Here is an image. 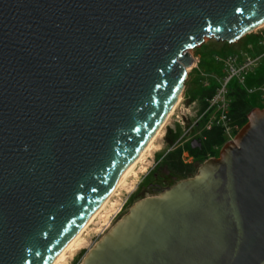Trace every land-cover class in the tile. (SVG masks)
Segmentation results:
<instances>
[{"label": "water", "instance_id": "obj_1", "mask_svg": "<svg viewBox=\"0 0 264 264\" xmlns=\"http://www.w3.org/2000/svg\"><path fill=\"white\" fill-rule=\"evenodd\" d=\"M263 23L264 0H0V264H51L166 121L190 50ZM80 264H264V107Z\"/></svg>", "mask_w": 264, "mask_h": 264}, {"label": "rangeland", "instance_id": "obj_2", "mask_svg": "<svg viewBox=\"0 0 264 264\" xmlns=\"http://www.w3.org/2000/svg\"><path fill=\"white\" fill-rule=\"evenodd\" d=\"M263 36L264 25L247 34L235 43L229 44L227 42L215 41L213 38L205 37L204 42L200 46L190 50L191 56H193L195 60L197 59V68L193 66L188 71V76L185 80V87L181 94V100L178 106L175 108L167 121H165L162 130L154 138L149 149L143 154V156H141L137 164L124 179L123 183L117 187V189H119L118 194L116 196H113L115 193L112 194L113 197L111 196L112 198L106 202L107 204L105 203L103 205V207L99 210L98 215L92 219L86 230L75 242L73 247L74 249L68 250L61 260L55 264H80L87 250L108 228H110L111 225L114 224L115 221L127 212L129 207L134 202L140 198L158 194L166 187L181 179L178 175L171 174L169 172L167 173L164 169L165 166L162 163V159L168 151H171L178 146H184V144H186V140H192L194 139L192 137L196 136L194 128L189 129V125H185V120L181 123L182 120H180V117L182 119L186 117L193 120V115L200 106V99L198 98V94H196V92L199 91L200 86H205L206 82H212V75L218 72L216 69L209 71L205 68V66L208 65L211 59L213 60L216 54L225 56L231 54V52H238L242 50H247L252 56L263 53L264 45L259 41L260 39H263ZM263 63L264 58L261 61V64ZM234 85H237L236 81L232 80L229 83V87H233ZM250 97L256 106L264 107V104L259 99L258 94H251ZM168 130H171V132L176 136L174 142L177 146L175 147L172 145L174 142L169 144L166 140V133ZM219 150L220 147L216 149L217 155ZM184 158L186 161H189L188 163H184L194 164V174L202 161L195 162L191 155L190 157L185 156ZM117 189H115L114 192H116ZM122 200H126L124 206L117 214L114 215L112 224L104 230L109 225L106 220L114 209H111V207L116 206L118 202H121ZM111 202H113V204L110 206ZM103 224L108 225L103 226ZM101 232L102 234H100Z\"/></svg>", "mask_w": 264, "mask_h": 264}, {"label": "built area", "instance_id": "obj_3", "mask_svg": "<svg viewBox=\"0 0 264 264\" xmlns=\"http://www.w3.org/2000/svg\"><path fill=\"white\" fill-rule=\"evenodd\" d=\"M259 41L261 44L264 45V36H263V39H260ZM263 58H264V52L261 54L252 56L249 54L247 50L231 52V54L225 55V56L221 54H216L214 56L213 62L219 67V72L214 73V75H212V79L216 83V88H215L213 95L210 98L206 99V105L203 109H201L200 106L198 107V110H196L195 114L193 115V120L188 119L186 117L182 119L180 117V120H182L181 123H183V120H185V125H189L188 126L189 129L194 128L196 136H193L192 138H201L203 136L202 134L204 130H208L212 126L219 125L223 127L225 142L233 140L235 134L240 129V127L232 124L228 118L229 83L232 80H235L236 83L241 88H243L247 94L249 95L254 94V93L258 94L259 99L264 104V80L252 86L246 85L247 76L251 72H253L256 67H258L261 64V61ZM193 66L197 68V59L195 60L194 57H193V63L188 68V71ZM209 83L210 82H206L205 86H208ZM189 141L190 140H186V143ZM172 145L173 147L177 146L175 142ZM185 156L190 157V154L188 153L187 150H184L181 158L183 162L188 163L189 161H186V159L184 158ZM118 190L119 189H117V191L115 192V194H113V196H116L118 194ZM112 193L113 191L111 192V194ZM125 202L126 200H122L121 202H118L116 206L111 207V209L114 208L113 209L114 212L112 213L113 216H112V219H110L109 225L104 230H106L112 224L114 215L117 214L122 209ZM112 204L113 202H111L110 206ZM102 232L100 234H102Z\"/></svg>", "mask_w": 264, "mask_h": 264}, {"label": "trees", "instance_id": "obj_4", "mask_svg": "<svg viewBox=\"0 0 264 264\" xmlns=\"http://www.w3.org/2000/svg\"><path fill=\"white\" fill-rule=\"evenodd\" d=\"M206 58V57H205ZM204 67V66H203ZM207 70H218L219 67L211 59L207 66ZM217 72V73H218ZM264 80V63L255 68L253 73H250L246 78V85L252 86L260 83ZM237 84V83H236ZM216 88L214 81L210 82L208 86H200V89L196 94L200 99V107L203 109L206 105V99L210 98ZM251 95L247 94L243 88L238 84L233 87H229V113L228 118L232 124L242 127L247 121V113L256 106L251 100ZM224 130L221 126H212L208 130L203 131V136L198 138L200 145L192 148L190 143L187 142L184 146H178L168 151L163 157V164L168 169V172L180 176V178H186L191 176L194 172V164H186L181 159L182 151L185 149L193 157L195 162L203 161L209 157L217 156L216 149L221 147L225 143ZM175 135L168 130L166 133V140L169 144L175 141Z\"/></svg>", "mask_w": 264, "mask_h": 264}, {"label": "bare ground", "instance_id": "obj_5", "mask_svg": "<svg viewBox=\"0 0 264 264\" xmlns=\"http://www.w3.org/2000/svg\"><path fill=\"white\" fill-rule=\"evenodd\" d=\"M263 24H261L260 26H263ZM181 98L179 97V99L174 103L167 119L171 116V114L173 113V111L175 110V108L178 106L179 102H180ZM166 119V121H167ZM165 123V122H164ZM163 123V125H164ZM163 125L160 127V129L157 131V133L151 137L150 141L147 143V145L145 146V148L141 151V153L137 156V158H135L130 164L129 166L124 170V172L122 173L120 179L117 182V186L115 189H117V187L123 183L124 179L127 177V175L130 173V171L133 169V167L137 164V162L139 161V159L141 158V156H143V154L149 149V147L151 146V143L153 142L154 138L157 136V134L162 130ZM115 189L113 190V193H115ZM112 193V194H113ZM112 194H110L104 201L103 203L95 210V212L91 215V217L88 219V221L83 225V227L75 234V236L69 241V243L66 245V247L64 249H62L58 255L55 257V259L52 261L51 264H55L57 262H59L61 260V258L64 256V254L68 251V250H73L74 248V244L75 242L78 240V238L81 236V234L86 230L88 224L92 221V219L98 215L99 210L103 207V205L109 201V199L111 198ZM107 204V203H106ZM114 210L111 212L110 216L107 218V223H110V219H112ZM106 224H103V226H105ZM108 225V224H107ZM106 225V226H107Z\"/></svg>", "mask_w": 264, "mask_h": 264}, {"label": "flooded vegetation", "instance_id": "obj_6", "mask_svg": "<svg viewBox=\"0 0 264 264\" xmlns=\"http://www.w3.org/2000/svg\"><path fill=\"white\" fill-rule=\"evenodd\" d=\"M164 169L167 171V173H168V169L166 168V167H164Z\"/></svg>", "mask_w": 264, "mask_h": 264}]
</instances>
